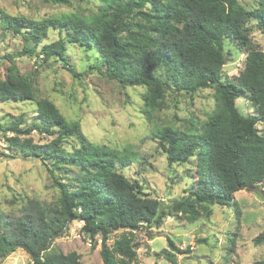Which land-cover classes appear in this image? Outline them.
<instances>
[{
    "label": "trees",
    "instance_id": "obj_1",
    "mask_svg": "<svg viewBox=\"0 0 264 264\" xmlns=\"http://www.w3.org/2000/svg\"><path fill=\"white\" fill-rule=\"evenodd\" d=\"M0 15L1 32L10 30L26 41L18 56L38 54L42 63L55 58L78 78L82 73L69 61L67 42L94 46L101 73L123 86H147L149 118L163 106L169 88L193 93L211 87L217 100L209 119L190 131L153 122V134L164 145L169 164L197 158L195 185L187 196L168 204L139 195L138 182L118 171V165L126 167L132 155L91 142L80 123L67 120L51 99H37L33 80L20 75L13 56L7 54L4 58L11 63L5 78L0 77V100H35L40 119L23 127L24 115L14 117L3 127L13 133L8 142L25 156L51 162L60 199L56 206L27 201L20 216L0 210V259L22 248L32 264H80L76 251L50 249L52 241L76 219L84 222L82 230L87 235L102 234V264H137L135 234L145 223L161 225L168 211L196 220L201 215L198 204H237L236 192L264 183V127H257L264 126V51L252 48L246 27L252 19L264 28V0H257L251 10L239 0H99L97 11L90 14L73 11L32 19L0 8ZM51 28L59 30V38L42 43ZM226 40L247 50L238 82L223 79ZM242 96L252 100L256 114L240 111L236 100ZM33 131L54 137L36 143L29 136ZM70 136L80 140L72 152L63 146ZM67 165L79 169L69 177L70 183L59 181L55 174V169L68 172ZM120 229L126 232L110 246V233ZM254 242H264V230ZM170 245L178 252H191L190 246L179 249L172 239ZM167 258L176 261L173 255ZM251 264H264V259Z\"/></svg>",
    "mask_w": 264,
    "mask_h": 264
},
{
    "label": "rangeland",
    "instance_id": "obj_2",
    "mask_svg": "<svg viewBox=\"0 0 264 264\" xmlns=\"http://www.w3.org/2000/svg\"><path fill=\"white\" fill-rule=\"evenodd\" d=\"M246 9H253L257 0H239ZM99 0H67L57 4L45 0H0V8L11 15L27 18L60 15L68 12L90 14L97 11ZM1 22V15H0ZM252 39V48L264 51V28L257 21L246 23ZM59 30L51 28L42 43L59 38ZM26 43L21 34L0 28V77L5 78L11 63L4 58L13 56L20 75L34 82L37 99L49 98L69 121H78L83 134L93 143L109 146L121 153H130L132 159L126 167L118 165V171L133 182H138V193L144 197L158 198L170 204L189 194L195 185L196 156L169 164L164 145L153 134V122L174 129L190 131L207 121L216 108L215 88H204L185 93L168 89L163 106L154 117L145 112L148 91L145 85L123 86L108 78L98 69L100 57L94 46L87 47L67 42L69 61L81 77H75L62 61L52 58L44 63L38 54L18 56ZM43 45V44H42ZM42 45L38 47V51ZM227 62L223 66V79L238 82L245 67V47L225 41ZM57 57V56H54ZM244 114L257 113L252 100L242 96L236 100ZM23 114L29 126L40 121L35 100H0V210L20 216L27 201L37 200L46 206H56L60 199L59 185L51 173V162L37 157H28L12 148L5 132V126L14 117ZM263 130V125L258 124ZM29 136L36 143H46L54 137L47 133L33 131ZM69 152L80 146L76 136L63 141ZM67 171L55 169L59 181L70 183L69 177L79 169L67 165ZM74 186L73 184H71ZM237 204H198L200 217L191 220L188 214L168 211L161 225L145 223L135 234L137 264H251L264 259V242L254 239L264 230V183L255 189L235 193ZM239 209V210H238ZM240 211V213H238ZM83 221L73 220L64 232L51 244V251L80 254V264H102L100 249L102 234L87 235L82 230ZM126 230L110 233L108 244ZM170 239L179 249L190 246V253H181L170 245ZM173 255L176 261L167 258ZM3 264H32L28 252L18 248L0 259Z\"/></svg>",
    "mask_w": 264,
    "mask_h": 264
}]
</instances>
